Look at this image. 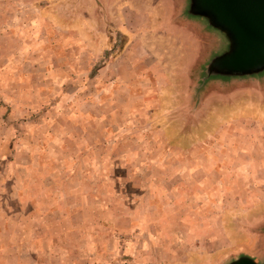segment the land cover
Masks as SVG:
<instances>
[{
    "label": "rangeland",
    "instance_id": "1",
    "mask_svg": "<svg viewBox=\"0 0 264 264\" xmlns=\"http://www.w3.org/2000/svg\"><path fill=\"white\" fill-rule=\"evenodd\" d=\"M185 4L0 0V264L264 261V77Z\"/></svg>",
    "mask_w": 264,
    "mask_h": 264
},
{
    "label": "water",
    "instance_id": "2",
    "mask_svg": "<svg viewBox=\"0 0 264 264\" xmlns=\"http://www.w3.org/2000/svg\"><path fill=\"white\" fill-rule=\"evenodd\" d=\"M184 14L223 40L202 72V85L264 77V0H186ZM228 264H264L242 255Z\"/></svg>",
    "mask_w": 264,
    "mask_h": 264
},
{
    "label": "crops",
    "instance_id": "3",
    "mask_svg": "<svg viewBox=\"0 0 264 264\" xmlns=\"http://www.w3.org/2000/svg\"><path fill=\"white\" fill-rule=\"evenodd\" d=\"M17 264H19V262H17Z\"/></svg>",
    "mask_w": 264,
    "mask_h": 264
}]
</instances>
